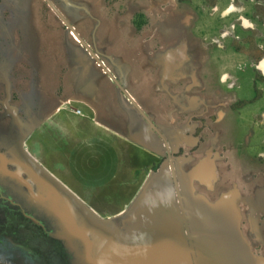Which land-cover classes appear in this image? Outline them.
I'll use <instances>...</instances> for the list:
<instances>
[{
	"label": "rangeland",
	"instance_id": "374dc122",
	"mask_svg": "<svg viewBox=\"0 0 264 264\" xmlns=\"http://www.w3.org/2000/svg\"><path fill=\"white\" fill-rule=\"evenodd\" d=\"M130 104L165 134L166 159L231 158V172L241 168L257 189L221 194L247 220L245 245L235 237L229 251L220 225L206 222V196L193 204L186 192L194 238L182 219L165 264L264 258V0H0V218L4 205L46 217L52 192H63L48 170L58 113ZM225 120L244 131L221 134ZM237 220L226 223L231 234Z\"/></svg>",
	"mask_w": 264,
	"mask_h": 264
},
{
	"label": "crops",
	"instance_id": "0c3cea01",
	"mask_svg": "<svg viewBox=\"0 0 264 264\" xmlns=\"http://www.w3.org/2000/svg\"><path fill=\"white\" fill-rule=\"evenodd\" d=\"M130 105L117 113L57 114L54 125L63 134L49 151L53 164L48 170L63 192H52L56 199L46 217L3 206L8 216L0 218V264H165L176 254L179 235L182 240V219L189 240L194 238L187 227L186 192L193 204L200 192L206 196L205 219L220 225L215 237L224 250L234 247L235 237L245 245V207L232 212L221 203V194L242 192L246 197L257 191L254 179L247 181L238 167L232 173L231 158L196 154L185 165L166 159L165 134L141 108ZM221 126V134L244 131L232 120ZM223 141L220 146L230 147ZM233 179L239 182L235 188ZM232 218L238 219L236 234L226 226ZM245 254L239 262L246 263ZM253 261L261 264L264 258Z\"/></svg>",
	"mask_w": 264,
	"mask_h": 264
},
{
	"label": "bare ground",
	"instance_id": "6f19581e",
	"mask_svg": "<svg viewBox=\"0 0 264 264\" xmlns=\"http://www.w3.org/2000/svg\"><path fill=\"white\" fill-rule=\"evenodd\" d=\"M72 35L75 37V39L80 42V38L78 37L77 33L76 32H73Z\"/></svg>",
	"mask_w": 264,
	"mask_h": 264
}]
</instances>
